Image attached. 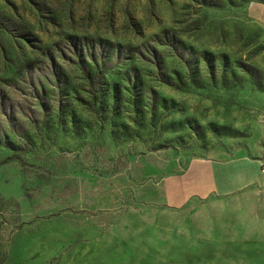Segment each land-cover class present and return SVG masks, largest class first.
Returning a JSON list of instances; mask_svg holds the SVG:
<instances>
[{"label": "rangeland", "instance_id": "obj_1", "mask_svg": "<svg viewBox=\"0 0 264 264\" xmlns=\"http://www.w3.org/2000/svg\"><path fill=\"white\" fill-rule=\"evenodd\" d=\"M0 264H264V0H0Z\"/></svg>", "mask_w": 264, "mask_h": 264}]
</instances>
